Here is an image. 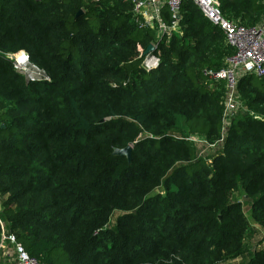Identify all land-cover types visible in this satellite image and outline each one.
I'll use <instances>...</instances> for the list:
<instances>
[{
	"label": "trees",
	"instance_id": "16d2710c",
	"mask_svg": "<svg viewBox=\"0 0 264 264\" xmlns=\"http://www.w3.org/2000/svg\"><path fill=\"white\" fill-rule=\"evenodd\" d=\"M218 1L264 22V0ZM132 9L0 0V243L48 264H264V77L240 78L223 135L226 83L205 73L234 52L222 29L183 0L146 71L156 33ZM19 51L51 81L27 82ZM128 145L131 163L113 154Z\"/></svg>",
	"mask_w": 264,
	"mask_h": 264
},
{
	"label": "built area",
	"instance_id": "2783aa9c",
	"mask_svg": "<svg viewBox=\"0 0 264 264\" xmlns=\"http://www.w3.org/2000/svg\"><path fill=\"white\" fill-rule=\"evenodd\" d=\"M41 1V0H36ZM133 17L140 29L154 30L156 39L151 43L154 52L140 55L141 66L151 71L160 66L162 59L158 51L162 40L169 42L175 33H182L181 5L183 0H132ZM203 14L224 32L226 42L234 52L226 58L225 66L217 71L206 69L205 73L213 82L224 81L227 87L225 108L222 117V134L225 135L233 114L240 106L237 95L239 80L244 75L264 77V22L256 26H246L236 20L226 18L218 0H194ZM168 8L171 21L168 22L164 9ZM13 60L14 68L25 76L27 82L51 81L49 75L32 65L26 51L7 53ZM191 139L203 142L192 136ZM0 264H48L31 256L19 243L15 235L3 234L0 243Z\"/></svg>",
	"mask_w": 264,
	"mask_h": 264
},
{
	"label": "water",
	"instance_id": "95a60500",
	"mask_svg": "<svg viewBox=\"0 0 264 264\" xmlns=\"http://www.w3.org/2000/svg\"><path fill=\"white\" fill-rule=\"evenodd\" d=\"M82 13H83V10H80L78 12V14H82ZM155 50H156V47L152 43H150L144 52L145 54H147L149 52H154ZM101 121L103 122L105 121V119H102ZM132 151H133V145H128L124 148H115L113 154L118 155V156H126L129 162L131 163L132 162Z\"/></svg>",
	"mask_w": 264,
	"mask_h": 264
}]
</instances>
